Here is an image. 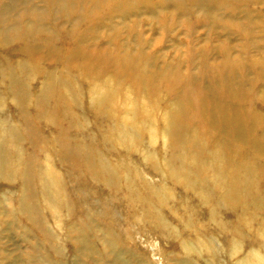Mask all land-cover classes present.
<instances>
[{
	"label": "rangeland",
	"instance_id": "obj_1",
	"mask_svg": "<svg viewBox=\"0 0 264 264\" xmlns=\"http://www.w3.org/2000/svg\"><path fill=\"white\" fill-rule=\"evenodd\" d=\"M63 1L49 16L47 0L10 12L4 7L16 0H0V22L25 15L20 30L29 35L25 50L17 39L0 43V69L33 61L77 84L61 95L62 84L45 85V70L23 74L30 91L23 112L36 116L27 135L20 101L0 78V122L19 127L14 145L9 131H0V143L20 153L0 167V264H264V0ZM114 76L115 105L99 109L92 88ZM226 85L237 95H222ZM44 90L49 110L37 115ZM127 96L148 105L132 121L133 137L119 135L130 124L123 119H135ZM202 102L223 106L216 125ZM173 103L184 106L185 119L173 114L167 133ZM233 113L234 123L226 120ZM175 139L186 145L183 161ZM86 147L99 171L77 157ZM225 153L238 165L222 166L215 182L207 162ZM254 154L258 168L248 172ZM199 158L209 165L198 166ZM177 164L186 178L169 172ZM27 171L36 195L23 189ZM21 198L33 201L40 223Z\"/></svg>",
	"mask_w": 264,
	"mask_h": 264
},
{
	"label": "bare ground",
	"instance_id": "obj_2",
	"mask_svg": "<svg viewBox=\"0 0 264 264\" xmlns=\"http://www.w3.org/2000/svg\"><path fill=\"white\" fill-rule=\"evenodd\" d=\"M31 2H32V0H16V3L13 7L7 6L4 8L7 9L6 12H10L15 6L23 5L25 3L28 4V7L31 6V8H32ZM64 5H66V3H64L63 0H47V3L44 7H45V10H48L50 12L47 15L54 16L55 14H57V11H60L64 8ZM33 8H35V7H33ZM38 14L39 13H37L36 18L39 20L38 21V23H39V22H41V20H43V17H41V14L40 15H38ZM23 16H25V15H21L18 19H15V20H13L12 18H4L0 22L2 24V27H0V31H1L0 34L3 35V38H0V43H4L7 41L11 42V40L17 39V41L20 43L19 44L20 49L21 50L26 49V45L29 42V39L27 37L29 35H28L27 31L25 32L24 29L20 30V28H22V26H23V21H21V20H23V18H22ZM19 19H21V20H19ZM51 48H52L51 46L46 47V49L49 51V53H50V51H52ZM28 58H30V55H28ZM120 64H123V63H120ZM78 66L80 67V65H78ZM28 67H29L30 71L27 70ZM85 68H86V70L88 69L87 66H85ZM42 69L45 70L44 68H42ZM42 69L40 68V64L38 62H33V61H29V62L23 61L22 63L20 62L19 65L17 66V69H14L12 66H8L4 69H0L1 81L6 82V84H7L6 86L9 90V92L12 95H15L16 99H18V101H20V103H19L20 112H21V115L25 118L24 125L22 124V126L20 127V129H22L23 131H20V132L21 133L25 132L27 135L29 133H32V132L35 133L34 125L36 123V120H35L36 116L29 117V116H27V114H24V112H23L24 111L23 108H24V106L28 100L26 97H24V95H29V93H30V91L27 88V84H26L27 77H23V74L28 75L29 73H31L33 71L40 72V70H42ZM43 76H44V80H45V85L49 89L51 87L55 86V84H62V87H63L62 90H64V92L61 95H71V94L73 95L75 92V89L77 88V84L76 83L74 84V82H72L71 78L68 75L64 76L61 73L60 74L58 73L56 75V74L50 73V71L45 70L43 72ZM138 90L142 91V89L139 86H138ZM182 90L184 91V88H182ZM222 90H223V91H221L222 95H230V94L233 95L234 94L232 88L229 87L228 85H226V87L223 88ZM185 93L188 95L193 94L192 90L187 85H186ZM118 94H119L118 93V84L116 83V77L115 76L113 78H109V79L102 81L100 83V85L95 84V86L92 88V92H91L92 101L95 102L99 106V109H104V110L106 109V111L112 110V107L115 105L114 95H118ZM39 95L41 98L37 100V102H38L37 108L39 109L37 115H39V113L45 114L49 110V108H47V104H46V101H49L48 94L44 90V91L40 92ZM127 95H130V94H127ZM201 95H203V94H201ZM234 95H237V94H234ZM126 98H127L126 99V113L128 112V110L131 113H134L135 119L133 118V116H131L132 120H130V118L125 115L126 119H128V120L125 121V119H123L124 121H122V122H124V123L130 122V124L125 129L119 130V132H120L119 135L124 136L126 134H129L130 135L129 137H131V136L133 137L135 131L138 129V126L133 127L134 125H133L132 121L137 120L139 113H142V111L144 113H147L148 105H146V103H143L142 101H137L136 99H131V97H129V96H127ZM39 100H41V102H42V103H40L41 105H39ZM190 104H191L190 107H194L195 102H193V100H190ZM102 106H104V107H102ZM209 106H212V107H207V105H205L203 102L199 105V107H202L204 109L203 111H205L206 115H208L210 117V119H209L210 123L212 125H216L217 124V117H219L218 115H220L221 111L223 112V109H222L223 106L219 107V106H215V104H214V106L209 104ZM186 111H188V109ZM184 113H185V108L182 104H177V103L174 104L173 103V105L170 108H168L167 113L165 114V121H166L165 125H166V127H165L164 132L171 133V132H173V129H175L174 128L175 126L172 127L173 125H175V119H174L173 114H177L178 119L182 121L183 119H185ZM233 114L234 115L232 117H230V119H226V120L234 123L235 122L234 120L237 117V113H233ZM250 121H252V120H250ZM250 121H249V123H250ZM55 122H56V126H59L62 130V126H61L62 123H60L59 120L57 121V119H55ZM178 124H180V123H178ZM178 124H176V125H178ZM239 126H240V124H239ZM179 127H177V128H179ZM240 127L241 128H239V127H237V125H235L234 135L236 137H240V135H242V132H241L242 126H240ZM18 128L19 127H16L15 125L11 126V124L6 119H3L0 122V131L2 133L9 131V133L13 134L14 138L11 139L12 143H13L12 145H14L15 142L18 140L17 138H19V137H17L18 131H19ZM222 129H224V130L228 129V123L227 122L223 123L222 121H220V130H222ZM176 131H177V129H176ZM59 135H61V134H59ZM3 139H5V138H3ZM60 139H62L61 136H60ZM5 140L6 141H4V143H0V167L2 165L6 166L4 164L9 162V160H10L9 158H12L11 154H14L15 158H18L19 157L18 154H20V153H18L17 150H12L11 148H9V146H11V143H10V141H7V139H5ZM30 140H31V143L37 142L36 137H31ZM175 144L177 147V152L175 154V158L180 159V161H183L184 155H185L186 145L182 144L183 146H181L179 143H177V139H175ZM82 152H83V155H82L81 151L76 153L77 157L83 158L82 166L99 171L97 161L94 157L91 156L90 150H88V148L86 147L85 149L82 150ZM256 156H257V154L253 155V159L250 160V162L248 163L249 164L248 168L246 166H243L246 169H248L247 170L248 172H254V171L256 172L257 171L258 165L255 163V161H257ZM174 161H176V159H174L172 162H174ZM196 162H198L197 163L198 166L203 165L205 167L208 166L210 163H212V165L214 166V169H213L214 176L213 177L216 178L215 182L220 181L218 179V177H219L222 166H224L226 164L227 165L226 167L231 169V167L238 165L237 164L238 162L234 161L233 158H231L230 156L227 157V153H225L224 155L223 154L218 155V157H215V159H213V161H210V162H207V159H205V158H199V160L196 159ZM206 162L209 164H207ZM22 163L25 164V161H22ZM177 165H178L177 167H175L176 165H174V167L173 166L169 167L170 168L169 172H171L177 178H180V177L184 178L185 177L184 166L182 164H177ZM242 170L243 169L241 167L239 174H238L240 177L243 176L244 175L243 172H245V170L243 172H242ZM3 172L7 173L5 167H3ZM32 174H33L32 172L27 171L28 178H26V179L28 181H27V183L23 184V189L27 190L26 192H28L29 194L36 195L37 192L35 191V187H34V185H32V182H31ZM240 189L243 190L242 194L246 195L248 193L249 186H246V187L242 186V187H240ZM31 203H33V201L27 202L25 199L21 198L20 206L22 209H24V211L31 213V215L30 214L29 215L35 221L40 223L41 218L34 214L36 211H29L30 209H34L31 205ZM35 210H37V208Z\"/></svg>",
	"mask_w": 264,
	"mask_h": 264
}]
</instances>
